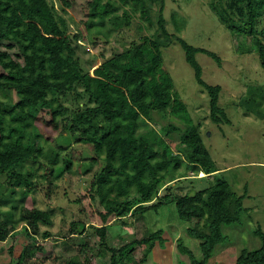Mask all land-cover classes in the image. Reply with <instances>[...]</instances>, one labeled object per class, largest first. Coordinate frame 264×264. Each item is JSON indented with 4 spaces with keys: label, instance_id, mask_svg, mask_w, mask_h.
Wrapping results in <instances>:
<instances>
[{
    "label": "trees",
    "instance_id": "16d2710c",
    "mask_svg": "<svg viewBox=\"0 0 264 264\" xmlns=\"http://www.w3.org/2000/svg\"><path fill=\"white\" fill-rule=\"evenodd\" d=\"M123 1L134 4L133 11L138 10L141 20L154 28L153 35L134 38L127 48L115 49L108 57L100 52L101 62L92 64L90 70L78 55L81 32H66L51 0H0V40L7 41V49H0V242L17 240L20 233L31 238L20 251L18 264H59L56 241H49L50 236H62V242L73 248L75 235L88 237L99 227L102 247L94 253L109 252L110 259L105 264H137L133 243L153 244L158 240L163 244L166 239L162 228L148 230L121 246L110 243L108 236L121 237L124 230L135 229L134 217L171 203L187 223V231L200 239V256L178 239L180 250L189 255L186 264H207L217 244L225 239L224 225L242 223L248 186L239 193L219 176L221 169L204 142L202 121L193 115L165 64V49L178 41L196 82L208 94L211 122L231 123L220 103L222 85L209 83L203 77V67L197 59V53H206L220 65L221 55L186 40L181 31L187 18L172 12L169 19L165 14L166 0ZM114 3L89 0V14L95 16L89 17L88 26L97 25L95 18L100 13L103 23L117 9ZM209 6L234 38L242 34L251 40L245 51L257 53L264 71V0H210ZM170 20L174 30L168 27ZM111 23L129 25L131 15L116 14ZM90 40L98 42L94 35ZM240 72L247 90L236 94L235 104L263 119L264 79L248 77L251 70L245 68ZM10 89L17 94L14 101H10ZM55 100L67 112L59 134L63 138L61 146L83 139L90 145L83 154L91 157L105 148L100 168L87 179L101 226L87 222L82 217L85 210L80 208V216L69 221L67 232L54 233L51 227L58 210L66 220L60 203L49 202L46 207L24 204L41 184L49 191L54 189L55 171L65 172L66 178L72 174L68 154L63 155L68 162L56 167L41 159V137L47 134L43 126L49 121L40 113ZM48 111L55 121L56 111ZM20 161L29 165L31 185L20 187L10 179H1ZM189 170L199 179L212 175L214 180L194 191L183 190L185 186L178 189L174 182L187 179ZM200 172L204 175L199 176ZM253 233L260 238V245L242 248L231 264H264V223H256ZM88 241L66 259L67 264H89L91 255H86L85 249L89 247L93 252L95 247ZM14 246L12 243L9 247L11 254ZM145 259L146 255L142 260Z\"/></svg>",
    "mask_w": 264,
    "mask_h": 264
},
{
    "label": "rangeland",
    "instance_id": "374dc122",
    "mask_svg": "<svg viewBox=\"0 0 264 264\" xmlns=\"http://www.w3.org/2000/svg\"><path fill=\"white\" fill-rule=\"evenodd\" d=\"M51 1L56 6L57 18L67 30L66 32L70 34L81 32V39L78 45L76 44L78 55L82 63L90 70H92V64L101 62L100 52L104 53V57H108L115 49L127 48L134 38L140 39L141 35H153L154 28L141 20L138 10L133 11L135 6L132 3L126 4L123 0H112L118 7L110 14L114 17L116 14L123 15L127 12L131 15L129 25L126 23L125 25L112 24L110 16H106L101 23L100 17L104 16L100 13L95 18L97 25L88 26L89 17L95 16L89 14V0H68L70 4H67L65 0ZM106 1L108 0H101V3ZM209 1L166 0L165 14L169 19L172 12H175L177 16H185L187 25L181 31V35L193 45L206 47L221 55L220 65L206 53H197V59L203 67V77L209 83L222 85L220 103L229 114L231 123L211 122L208 115V94L196 82L193 68L186 61L184 50L178 41L165 49V64L174 77L182 96L189 103L193 115L202 121L204 142L221 169L219 176L225 177L231 187L239 193L244 192L245 185L248 186L249 195L244 199V206L247 209L243 212L242 223L224 225L225 239L217 244L213 256L207 263L231 264L235 262L242 248H254L261 243L260 238L253 233V229L256 223H264V118L256 117L255 113L247 112L235 102L238 98L236 94L245 93L247 90V84L240 78L241 69L251 70L248 77L254 75L263 79L264 71L260 67L257 53L245 51L251 46V40L242 34L234 38L232 33L217 19L209 6ZM168 27L174 30L171 20ZM92 35L97 37L96 44L90 40ZM0 49H7V41L0 40ZM96 58L97 61H95ZM8 93L10 101L17 99L14 90L10 89ZM59 105V101L55 100L50 106H45L40 113L44 120L49 121L44 124L45 126L42 125L47 134L41 137L44 145L41 159L45 162H52L56 167L68 162L63 157L64 154H68V159L72 160L70 168L72 174L66 178L68 174L66 175L65 172L60 174L58 170L55 171L54 189L49 191L47 186L41 184L39 189L28 196L24 203L28 207H46L49 202L60 203L65 211L66 220H64L65 217L63 218V213L61 214L58 210L55 224L51 227L54 233L59 230L63 233L67 232L70 228L69 221L80 216L78 211L80 208L85 210L82 217L87 222H94L101 226L98 206L91 200L87 189L89 186L87 179L92 178L95 171L100 168V161L105 154V148H101L99 153H94L90 149L88 151L94 153V156L91 157L90 154L85 156L83 152L90 145L83 139L73 140L61 146L63 138L59 134L63 129L67 112ZM48 110L56 111V115H53L55 121L52 122L51 112ZM29 172L28 163L20 161L7 175L1 176V179H10L13 185L23 187L31 185L32 177ZM188 173L187 179L183 178L174 182L178 189L185 186L183 190L192 189L194 191L214 180L212 175L199 179L194 176V171L189 170ZM202 175L204 173L200 172L199 176ZM133 223L135 224L134 230H124L121 237L108 236L107 240L121 246L122 243L137 239L148 230L158 228L164 230L163 236L166 239L163 244H160L158 240L153 244L151 242L133 243L135 246L133 255L139 261L137 264L188 263L189 255L180 250L178 239L197 256L201 255L200 239L187 231V223L179 217L174 203L164 205L158 211L151 210L143 216L134 217ZM100 234L99 227L98 231H94L88 237L80 233L75 235L73 248L65 245L60 235L57 238L50 236L48 239L53 243L56 241L54 250L60 256L59 264H67L66 259L75 255L78 252L77 247L87 240L90 246L95 247L93 252L89 247L85 249V254L91 255L89 264H105L110 259V253L107 252L105 255L94 253L102 247ZM30 240V237L20 233L17 240L10 238L0 242V264H18L17 257L24 244ZM38 241L43 243L42 238ZM12 243L15 245L13 254L9 249ZM144 255L146 259L142 260ZM84 258L85 256H82V259Z\"/></svg>",
    "mask_w": 264,
    "mask_h": 264
}]
</instances>
